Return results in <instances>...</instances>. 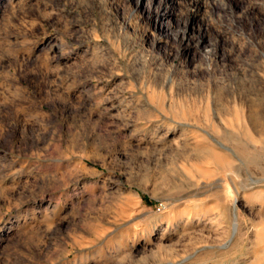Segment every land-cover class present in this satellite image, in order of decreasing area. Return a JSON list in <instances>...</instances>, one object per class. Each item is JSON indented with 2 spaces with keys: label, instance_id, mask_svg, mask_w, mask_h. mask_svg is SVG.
Returning a JSON list of instances; mask_svg holds the SVG:
<instances>
[{
  "label": "rangeland",
  "instance_id": "1",
  "mask_svg": "<svg viewBox=\"0 0 264 264\" xmlns=\"http://www.w3.org/2000/svg\"><path fill=\"white\" fill-rule=\"evenodd\" d=\"M0 264H264V0H0Z\"/></svg>",
  "mask_w": 264,
  "mask_h": 264
}]
</instances>
